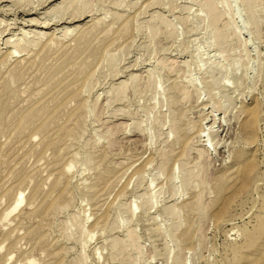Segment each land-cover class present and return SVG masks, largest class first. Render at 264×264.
I'll list each match as a JSON object with an SVG mask.
<instances>
[{
	"label": "rangeland",
	"instance_id": "374dc122",
	"mask_svg": "<svg viewBox=\"0 0 264 264\" xmlns=\"http://www.w3.org/2000/svg\"><path fill=\"white\" fill-rule=\"evenodd\" d=\"M205 1L0 0V264H264V0Z\"/></svg>",
	"mask_w": 264,
	"mask_h": 264
},
{
	"label": "bare ground",
	"instance_id": "6f19581e",
	"mask_svg": "<svg viewBox=\"0 0 264 264\" xmlns=\"http://www.w3.org/2000/svg\"><path fill=\"white\" fill-rule=\"evenodd\" d=\"M69 0H62V2L60 3V4H65V3H67ZM216 1V0H215ZM215 1H205L204 2V8H205V11H206V13H207V17H208V19H209V21H210V23H212V26H214V31H213V35H212V38H213V40H215L216 42H217V40L219 39V38H221V32L219 31V29H218V27L216 26L217 25V21H218V15H217V11H216V3H215ZM218 1V0H217ZM20 3V2H19ZM72 4V3H71ZM77 5V4H76ZM55 8H58V6L56 5L53 9H55ZM78 8V7H77ZM60 9V8H59ZM61 10V9H60ZM54 11V10H53ZM59 11V10H58ZM217 12V13H216ZM56 13V12H55ZM58 13V12H57ZM60 14V13H59ZM56 15H58V14H56ZM70 15V14H69ZM68 15V16H69ZM80 17V16H79ZM61 18V17H60ZM66 31V30H65ZM70 31V29H67V32H69ZM224 52V49L223 48H221V53H223ZM125 84H122L121 86L123 87ZM244 174V173H243ZM21 197V196H20ZM21 202V199L20 198H18V203H20Z\"/></svg>",
	"mask_w": 264,
	"mask_h": 264
}]
</instances>
